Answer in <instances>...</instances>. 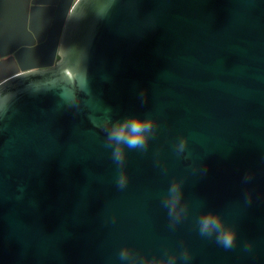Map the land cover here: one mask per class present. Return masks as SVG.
Here are the masks:
<instances>
[{
  "label": "water",
  "instance_id": "1",
  "mask_svg": "<svg viewBox=\"0 0 264 264\" xmlns=\"http://www.w3.org/2000/svg\"><path fill=\"white\" fill-rule=\"evenodd\" d=\"M61 1L0 0V264H130L125 246L264 264V0ZM137 114L159 127L121 189L102 128ZM175 179L189 211L173 225ZM210 210L235 247L200 235Z\"/></svg>",
  "mask_w": 264,
  "mask_h": 264
},
{
  "label": "clouds",
  "instance_id": "2",
  "mask_svg": "<svg viewBox=\"0 0 264 264\" xmlns=\"http://www.w3.org/2000/svg\"><path fill=\"white\" fill-rule=\"evenodd\" d=\"M141 96L143 97L144 93H141ZM82 102V98L78 95L69 97V106H79ZM7 110V107L4 108L2 113L6 114ZM158 127L156 117L150 115H129L115 121L110 115L106 116L102 130L106 133V147L112 149V160L119 169L117 177L119 188L123 189L128 184V177L124 173L128 150L147 151L149 142L156 134ZM187 145V138L180 139L177 144V152L183 153ZM162 205L168 209L173 225L186 217L189 206L184 199V181L182 179H175L171 183L167 193L163 196ZM196 223L201 236L214 237L216 243L223 248L231 249L237 244L238 230L228 224L222 213L213 210L203 212L197 218ZM190 256L189 251L184 249L181 253L150 258L147 255H141L131 246L123 247L119 253V258L122 261H129L130 264H177L178 259L187 261Z\"/></svg>",
  "mask_w": 264,
  "mask_h": 264
},
{
  "label": "rangeland",
  "instance_id": "3",
  "mask_svg": "<svg viewBox=\"0 0 264 264\" xmlns=\"http://www.w3.org/2000/svg\"><path fill=\"white\" fill-rule=\"evenodd\" d=\"M4 8H5V10H4V12L5 13H7V15L9 16V19H12V20H14V22L15 23H17V21H18V9L17 8H15V7H9V10L8 9H6V6L5 5H2ZM3 17H6L5 15L3 16ZM3 17H1L0 16V18H3ZM1 23V22H0ZM1 37H0V44H1Z\"/></svg>",
  "mask_w": 264,
  "mask_h": 264
},
{
  "label": "flooded vegetation",
  "instance_id": "4",
  "mask_svg": "<svg viewBox=\"0 0 264 264\" xmlns=\"http://www.w3.org/2000/svg\"><path fill=\"white\" fill-rule=\"evenodd\" d=\"M31 1L32 0H29V3H28V6L30 7V5L32 4L31 3ZM55 1H58L59 2V4H60V0H55ZM61 3H63V0L61 1ZM58 7H60L59 5H58ZM56 9H57V7H56ZM55 9V10H56ZM31 23H30V20H28L27 21V25L29 26ZM34 44H37V41H35L34 43H33V45ZM11 55H12V53H8V54H6V55H2V56H0V60H2V59H4V58H7V59H9V58H11ZM56 59L58 58V55H56V57H55Z\"/></svg>",
  "mask_w": 264,
  "mask_h": 264
}]
</instances>
